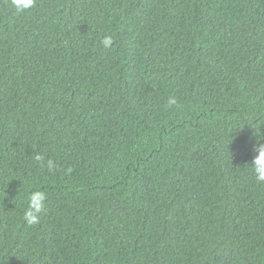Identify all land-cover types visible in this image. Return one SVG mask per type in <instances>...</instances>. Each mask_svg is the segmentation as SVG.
<instances>
[{
    "label": "trees",
    "instance_id": "obj_1",
    "mask_svg": "<svg viewBox=\"0 0 264 264\" xmlns=\"http://www.w3.org/2000/svg\"><path fill=\"white\" fill-rule=\"evenodd\" d=\"M10 3L0 264H264V0Z\"/></svg>",
    "mask_w": 264,
    "mask_h": 264
},
{
    "label": "clouds",
    "instance_id": "obj_2",
    "mask_svg": "<svg viewBox=\"0 0 264 264\" xmlns=\"http://www.w3.org/2000/svg\"><path fill=\"white\" fill-rule=\"evenodd\" d=\"M35 0H11L10 7H13L17 12H22L29 10L34 6ZM113 38L111 36H106L102 40V44L105 48L112 45ZM169 105L176 104L175 98L169 100ZM255 155L253 156L251 162L248 164L250 170L252 171L257 183H264V144L258 143L253 149ZM37 160H40V156H36ZM49 169L54 167L53 162L50 160L48 162ZM45 193L42 191L32 192L28 196L27 208L23 214V220L27 222L28 225H35L39 222L38 214L44 209Z\"/></svg>",
    "mask_w": 264,
    "mask_h": 264
}]
</instances>
